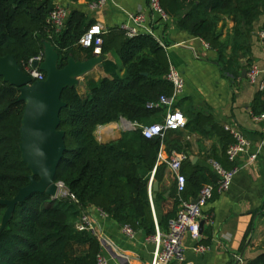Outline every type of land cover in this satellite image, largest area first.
<instances>
[{"label": "trees", "instance_id": "obj_1", "mask_svg": "<svg viewBox=\"0 0 264 264\" xmlns=\"http://www.w3.org/2000/svg\"><path fill=\"white\" fill-rule=\"evenodd\" d=\"M87 1L92 4L98 0ZM160 2L180 30L201 37L226 65L229 64L226 53L229 42L222 39L218 21L235 16L237 22H242L249 30L255 20L264 15V0ZM56 5L53 0H0V57L14 55L25 70L31 59L44 53V42L48 41L60 55L61 68L70 57L78 61L93 58L95 44L83 47L79 41L95 25V19L73 10L64 30L56 33L48 23ZM101 37V54L116 51L126 74L121 77L118 66L105 61L104 68L110 71L111 78L100 82L90 80L85 96L77 86H68L62 93L66 107L61 111L59 128L65 132L66 151L56 182H62L73 196L53 199L47 194L34 193L16 206L5 227L2 221L7 206L0 204V264H95L101 252L98 236L92 231L76 229V223L88 206L135 230L144 229L151 236L156 234V224L166 230L169 221L178 215L179 198H195L203 185L217 181L209 164L197 167L187 159L183 164L185 191L179 197L175 183L165 197L162 183L167 170L176 182L172 170L158 162L162 144H168L167 135L164 140L148 139L140 129H135L125 131L121 138L111 142L97 139L98 126L122 118L147 125L152 116L163 110L149 103L172 92L166 79L170 66L167 50L154 36L143 33L129 38L121 27H114ZM233 53H236V44ZM20 96L18 86L0 77V199L6 200L14 199L21 188L30 184L31 170L22 159L19 145L26 108ZM252 111L253 114L264 112V92L255 98ZM190 125H210L219 134L229 133L213 118L202 114L193 121L188 120L186 128ZM229 136L231 143L230 133ZM167 150L171 152L168 147ZM231 164L222 165L232 169ZM154 170V181L160 185V190L155 192V202H161L163 210L157 223L149 194ZM200 243L209 246L211 239H202ZM244 264H264V252Z\"/></svg>", "mask_w": 264, "mask_h": 264}, {"label": "crops", "instance_id": "obj_2", "mask_svg": "<svg viewBox=\"0 0 264 264\" xmlns=\"http://www.w3.org/2000/svg\"><path fill=\"white\" fill-rule=\"evenodd\" d=\"M53 1L66 6L70 12L79 10L87 13L95 19V25H101L106 32L124 24L129 13L149 12L148 0H109L98 9L91 8L87 0ZM263 23L264 15L259 16L249 30L242 22L238 23L235 16L218 21L222 39L229 42L226 51L228 65L220 61L217 51L201 37L180 30L172 19L156 27L166 44L169 62L184 74L186 86L179 108L187 120L193 121L198 114H202L213 118L216 124L224 128L235 125L251 140L250 152H257L258 155L256 160L242 155L231 164V168L237 169L232 186L227 192L216 193L207 206L206 214L211 219H202L201 239L195 242L188 235L185 237L183 264H244L246 260L255 259L264 252V125L254 120L252 111L253 102L261 92L248 79L250 65L264 61V46L259 37ZM234 44L236 53H233ZM96 57L97 63L92 70L80 77L83 84L77 85L83 96L88 93L87 83L90 80L100 82L112 77L110 71L104 68L105 61L116 64L121 77L126 74L116 51L106 55L98 53ZM163 116L164 110H161L152 116L147 125L162 121ZM130 123L129 120H120L100 125L95 135L103 143L117 140L130 130ZM166 137L168 144L162 145L168 156L174 152L185 153L197 167H208L210 158L230 165L226 158V149L231 141L229 133L219 134L210 125H190L178 132H168ZM154 174L151 175L152 184H157L158 190L153 191L152 188V194L156 198L155 192L160 190V185L154 181ZM175 183L167 170L162 183L166 189L165 197ZM155 198L151 204L155 221L158 222L163 210L161 202L157 204ZM85 211L93 217L95 234L108 264H152L156 244L144 229L135 230V234L129 236L124 232L123 224L115 219L90 206ZM209 238V246L202 244L208 248L205 253L193 251L195 244Z\"/></svg>", "mask_w": 264, "mask_h": 264}, {"label": "built area", "instance_id": "obj_3", "mask_svg": "<svg viewBox=\"0 0 264 264\" xmlns=\"http://www.w3.org/2000/svg\"><path fill=\"white\" fill-rule=\"evenodd\" d=\"M108 1L109 0H98L97 2L90 4V6L93 9L102 8L108 3ZM148 8V13L144 11L129 13L127 21L120 27L126 32V35L129 38H134L143 33L150 34L154 36L160 45L166 49L164 39L157 33L156 27L169 23L172 18L162 7L160 0H148ZM69 14V9L61 4H57L51 11L48 17V23L56 33L64 30ZM105 32V29L101 25H93L80 38L79 43L83 47H90L95 44V52L101 53L103 43L101 36ZM259 37L264 46L263 30L259 32ZM44 60L45 53H41L39 56L31 59L30 65L26 66L25 71L32 77L33 81L46 79V73L40 69V65L44 62ZM34 61L39 63L36 68L32 67V63ZM166 79L172 87L171 94H163L159 97L158 101L149 103V106L151 107H161L164 110L162 121L149 125L133 122L130 123V130L140 129L142 134L148 139L160 137L164 140L168 132L185 129L188 122L186 116L179 108V101L183 96L186 86V80L183 72L178 67L170 63ZM248 79L250 83L255 85L260 92H264V61H256L250 65L248 70ZM253 118L255 121L264 125V112L253 114ZM225 130L230 133L233 139L226 149V155L229 162L234 164L242 155L249 156L251 160H256L258 158L257 152H250L252 143L244 131L232 124L225 126ZM187 159L188 156L185 153L174 152L168 156L164 153L163 145L159 150L158 162L166 164L175 174L177 193L179 197L186 188V176L182 173V169L183 164ZM208 164L216 175L217 181L203 185L195 198L190 200H185L182 197L179 198V213L176 217L169 221L166 230L160 229L158 224H156V234L151 235L150 237L156 244L152 264H183L185 262L186 251V246L184 245L185 237L188 235L195 242L201 239V221L202 219H211V217L206 214L207 206L210 204L216 193L221 194L230 190L237 173V169H228L213 158L208 160ZM154 172L155 170L153 173ZM152 183L153 178H151L149 184L151 201L153 195ZM57 184L60 188L57 198L59 197L61 190H63L61 196H73L69 190L64 188L62 182H57ZM194 199L197 200L195 203L192 202ZM76 229L78 231H92L95 233L94 220L89 212L85 211L81 215L80 219L76 223ZM123 230L129 236H133L135 234V229L129 224H123ZM192 249L197 254H203L208 250L206 246L199 243L195 244ZM95 264H108V261L102 252L97 254Z\"/></svg>", "mask_w": 264, "mask_h": 264}, {"label": "water", "instance_id": "obj_4", "mask_svg": "<svg viewBox=\"0 0 264 264\" xmlns=\"http://www.w3.org/2000/svg\"><path fill=\"white\" fill-rule=\"evenodd\" d=\"M45 60L40 65L47 77L45 80L33 81L32 77L21 67L14 55L0 57V77L21 90L20 99L26 102L21 125L20 150L22 159L31 170L30 184L21 188L12 200L0 199V204L7 206L3 216L5 227L13 215L16 206L34 193L47 194L57 198L59 186L56 182L57 171L66 151L65 132L59 127L61 111L66 107L62 93L68 86L83 84L80 77L95 66L98 53L86 61L70 57L64 67H59L60 55L51 42H44ZM39 65L34 61L32 67ZM122 121L128 122L122 118ZM158 185L153 184V191ZM155 195H152V199ZM194 199L192 202L195 203ZM203 222L201 223V232Z\"/></svg>", "mask_w": 264, "mask_h": 264}, {"label": "rangeland", "instance_id": "obj_5", "mask_svg": "<svg viewBox=\"0 0 264 264\" xmlns=\"http://www.w3.org/2000/svg\"><path fill=\"white\" fill-rule=\"evenodd\" d=\"M62 191H63V190H61V192H60L59 196H61V193H62Z\"/></svg>", "mask_w": 264, "mask_h": 264}]
</instances>
